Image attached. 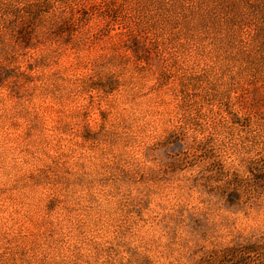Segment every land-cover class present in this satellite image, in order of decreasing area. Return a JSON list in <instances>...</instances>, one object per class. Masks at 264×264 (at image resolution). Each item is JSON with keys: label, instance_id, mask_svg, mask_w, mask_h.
<instances>
[{"label": "rangeland", "instance_id": "374dc122", "mask_svg": "<svg viewBox=\"0 0 264 264\" xmlns=\"http://www.w3.org/2000/svg\"><path fill=\"white\" fill-rule=\"evenodd\" d=\"M263 155L264 0H0V264H260Z\"/></svg>", "mask_w": 264, "mask_h": 264}, {"label": "trees", "instance_id": "16d2710c", "mask_svg": "<svg viewBox=\"0 0 264 264\" xmlns=\"http://www.w3.org/2000/svg\"><path fill=\"white\" fill-rule=\"evenodd\" d=\"M249 172L253 176L251 180H254L255 184L250 186V189L248 190H242V186L239 181L242 179H239L237 174L220 172V175L225 178L226 181L224 182L223 188L217 187L218 197L220 199H225V202L231 205L233 201L240 202L241 198L246 194L248 195V197H250L253 192H257V188H264V155L262 156V158L251 161L249 166ZM243 182L247 183L248 181L243 180ZM258 182H260V185H258ZM263 251L264 235H261L256 238L254 242H249L245 245L235 244L233 247L222 251L219 256H223V258L227 259L233 257H238L241 259L249 256H255L256 258L262 256V258H264ZM260 264H264V262L261 261Z\"/></svg>", "mask_w": 264, "mask_h": 264}]
</instances>
